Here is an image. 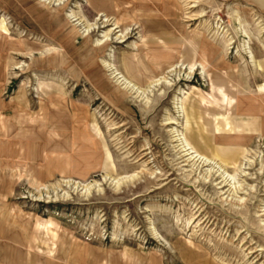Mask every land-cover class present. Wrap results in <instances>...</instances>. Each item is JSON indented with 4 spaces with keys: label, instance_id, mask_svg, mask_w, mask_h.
Returning <instances> with one entry per match:
<instances>
[{
    "label": "rangeland",
    "instance_id": "1",
    "mask_svg": "<svg viewBox=\"0 0 264 264\" xmlns=\"http://www.w3.org/2000/svg\"><path fill=\"white\" fill-rule=\"evenodd\" d=\"M2 227L0 264H264V0H0Z\"/></svg>",
    "mask_w": 264,
    "mask_h": 264
},
{
    "label": "crops",
    "instance_id": "2",
    "mask_svg": "<svg viewBox=\"0 0 264 264\" xmlns=\"http://www.w3.org/2000/svg\"><path fill=\"white\" fill-rule=\"evenodd\" d=\"M0 236L1 237H4L5 238V240H11V238H10V234H9V232L7 231V229L5 228V227H2V228H0ZM1 252H4V253H7L6 251H1ZM5 257V256H4ZM17 260L18 261H20V259L22 260V262L24 263V264H27L25 261H24V259H23V254L21 253V254H18L17 255ZM3 264H12V261H10L9 262V260L8 261H3ZM18 264V263H17Z\"/></svg>",
    "mask_w": 264,
    "mask_h": 264
}]
</instances>
